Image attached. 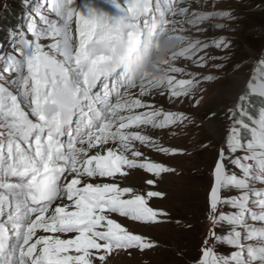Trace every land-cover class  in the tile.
<instances>
[{"label":"snow or ice","instance_id":"1","mask_svg":"<svg viewBox=\"0 0 264 264\" xmlns=\"http://www.w3.org/2000/svg\"><path fill=\"white\" fill-rule=\"evenodd\" d=\"M24 3L0 56V264H114L155 250L140 230L174 222L154 201L183 175L170 161L189 155L167 141L197 122L178 106L199 108L221 79L224 33L240 17L218 0ZM225 118L223 133L215 112L199 121L223 143L192 264H264V52Z\"/></svg>","mask_w":264,"mask_h":264},{"label":"rangeland","instance_id":"2","mask_svg":"<svg viewBox=\"0 0 264 264\" xmlns=\"http://www.w3.org/2000/svg\"><path fill=\"white\" fill-rule=\"evenodd\" d=\"M218 2L222 6L235 9L240 20L235 25V33H224L233 40L231 61L227 62L223 72L217 73L221 79L208 86L204 103L197 109H190L186 104L178 106L182 111L194 112L197 122L185 128L184 135L167 142L185 146L189 155L170 161L183 170V175L163 181L160 188L168 192V198L154 201L155 206L169 211L175 220L172 224L158 229L140 230L148 232L158 241L159 247L155 250L147 251L143 255L137 254L134 259L117 257L114 264H192V260L199 254L205 234L211 227L207 218L210 170L216 149L223 140L215 139L199 121L206 119L210 112H215L218 133L227 130L230 121L225 118V109L235 102L236 96L244 87L245 78L252 71L256 57L264 52V7H256L261 0ZM5 4L7 11L0 7V56L11 52L9 30L23 23L25 14L24 0H0V5ZM13 10L15 14L11 16ZM237 64L238 71L235 68ZM158 102L166 103L164 98H158ZM202 143H210L211 147L203 151L199 147ZM129 182L138 184L140 177L133 175L129 177ZM224 210L231 211L227 208ZM216 251L226 255L229 249L227 246L218 245Z\"/></svg>","mask_w":264,"mask_h":264},{"label":"trees","instance_id":"3","mask_svg":"<svg viewBox=\"0 0 264 264\" xmlns=\"http://www.w3.org/2000/svg\"><path fill=\"white\" fill-rule=\"evenodd\" d=\"M15 10H13L11 13L12 14H10L11 16H13L14 14H15V12H14ZM13 18V17H12ZM9 19V18H8ZM257 106H259V105H257Z\"/></svg>","mask_w":264,"mask_h":264},{"label":"bare ground","instance_id":"4","mask_svg":"<svg viewBox=\"0 0 264 264\" xmlns=\"http://www.w3.org/2000/svg\"><path fill=\"white\" fill-rule=\"evenodd\" d=\"M179 109H182V108L179 107Z\"/></svg>","mask_w":264,"mask_h":264}]
</instances>
